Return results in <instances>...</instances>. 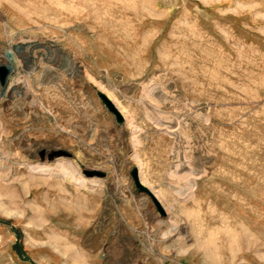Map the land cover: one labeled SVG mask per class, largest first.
Returning a JSON list of instances; mask_svg holds the SVG:
<instances>
[{"label": "rangeland", "instance_id": "rangeland-1", "mask_svg": "<svg viewBox=\"0 0 264 264\" xmlns=\"http://www.w3.org/2000/svg\"><path fill=\"white\" fill-rule=\"evenodd\" d=\"M12 58L0 264H264V0H0Z\"/></svg>", "mask_w": 264, "mask_h": 264}, {"label": "crops", "instance_id": "crops-1", "mask_svg": "<svg viewBox=\"0 0 264 264\" xmlns=\"http://www.w3.org/2000/svg\"><path fill=\"white\" fill-rule=\"evenodd\" d=\"M131 125L127 140V147L135 156L134 164L142 169L144 164L157 163L160 161L159 151L161 143L153 132L144 128L139 122L134 121Z\"/></svg>", "mask_w": 264, "mask_h": 264}, {"label": "water", "instance_id": "water-1", "mask_svg": "<svg viewBox=\"0 0 264 264\" xmlns=\"http://www.w3.org/2000/svg\"><path fill=\"white\" fill-rule=\"evenodd\" d=\"M7 73H8V69H7V67L0 66V78L3 79V78L5 77V75H7ZM100 96L103 98L104 102L106 103L107 108H108L111 112L114 113L116 120H117V121H121V120H122V116H121V115L119 114V112L115 109V107L111 104V102H110L108 99H106V98L104 97V95L101 94ZM131 175H132V177L134 178L135 184H136V185H137L142 191H144L146 194H148V195L151 197V199H152L153 202L155 203V205H156V207L158 208V210H159L160 212H162L159 203L157 202V200L155 199V197L153 196V194L151 193V191H149L145 186L139 185V183H138V181H137V174H136V169H135V168L131 171Z\"/></svg>", "mask_w": 264, "mask_h": 264}, {"label": "bare ground", "instance_id": "bare-ground-1", "mask_svg": "<svg viewBox=\"0 0 264 264\" xmlns=\"http://www.w3.org/2000/svg\"><path fill=\"white\" fill-rule=\"evenodd\" d=\"M7 66H8V74L10 75L11 73H13L17 67L16 63H15V60L14 58L10 59L8 62H7Z\"/></svg>", "mask_w": 264, "mask_h": 264}, {"label": "trees", "instance_id": "trees-1", "mask_svg": "<svg viewBox=\"0 0 264 264\" xmlns=\"http://www.w3.org/2000/svg\"><path fill=\"white\" fill-rule=\"evenodd\" d=\"M13 250L17 253V255H19L20 257H23V252H22L23 250L20 244L18 243L13 244Z\"/></svg>", "mask_w": 264, "mask_h": 264}]
</instances>
